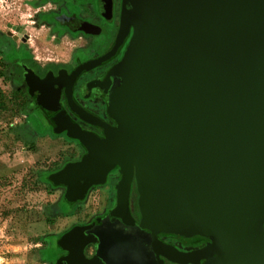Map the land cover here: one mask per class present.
<instances>
[{
	"label": "water",
	"instance_id": "obj_1",
	"mask_svg": "<svg viewBox=\"0 0 264 264\" xmlns=\"http://www.w3.org/2000/svg\"><path fill=\"white\" fill-rule=\"evenodd\" d=\"M121 46L99 82L112 122L75 108L66 88L103 135L64 111L52 117V133L83 149L47 175L63 190L57 205L86 201L112 173L119 180L104 215L48 239L51 264H264V0H121L113 48L71 80ZM30 73L27 93L53 115L54 85H65ZM162 236L203 246L182 252Z\"/></svg>",
	"mask_w": 264,
	"mask_h": 264
},
{
	"label": "rangeland",
	"instance_id": "obj_2",
	"mask_svg": "<svg viewBox=\"0 0 264 264\" xmlns=\"http://www.w3.org/2000/svg\"><path fill=\"white\" fill-rule=\"evenodd\" d=\"M40 12L37 0H0V60L5 33L20 28L31 36L27 45L38 61L68 57L75 42L55 35L47 26L39 28L35 18ZM15 55L19 53H9V59ZM0 87L7 95L13 91L1 75ZM35 115L0 111V264H51L47 259L52 251H46L47 242L41 238L64 233L107 205V188H95L81 204H59V211L65 208L70 214L58 216L53 223L46 221V216H54V206L63 195L59 188L50 191L49 170L63 165L72 154L79 156L80 149L74 141L45 133L38 120L41 114Z\"/></svg>",
	"mask_w": 264,
	"mask_h": 264
},
{
	"label": "flooded vegetation",
	"instance_id": "obj_3",
	"mask_svg": "<svg viewBox=\"0 0 264 264\" xmlns=\"http://www.w3.org/2000/svg\"><path fill=\"white\" fill-rule=\"evenodd\" d=\"M37 6L41 12L36 16L35 24L39 28L47 26L49 31L57 36H68L70 40L75 42L74 48L65 60L42 63L33 55V50H29L27 44L31 36L27 30L20 28L17 33L8 30L5 33L6 40L2 48V60H0L6 68V76L9 77L5 80H7L13 88L15 86L20 87L27 93L28 84L33 81V79H31L32 77H30L31 71L41 80L45 79L48 75L52 81L59 78L60 82L65 85V88L63 87L64 89H60L58 84H55L54 87L59 92L61 108L57 109L53 115L48 116L43 113L39 107L35 106L33 98L27 93L30 101L28 116L31 113L34 115L41 114L42 124L45 126V133L74 141L80 149L81 155L83 149L76 140L68 138L64 132L60 134L52 133L55 127L52 123V117L64 111L82 129L91 131L99 136L103 135L101 128L81 119L71 108L69 100L67 99L66 88L69 90L72 88L70 95L73 98V103H75H72L75 108L78 107L91 115L98 116L107 122H112L106 113L107 104L101 95L99 82L119 60L124 46H121L107 60L100 61L77 75L73 81L71 80V76L77 67L90 61H97L113 48L119 31L121 0H37ZM16 41L20 42L18 46L15 44ZM9 53H19V55H15L9 59ZM44 121L48 122V124L44 123ZM79 156L76 159H78ZM118 180V173H112L108 177V181L105 185L96 187V189L107 188V199L105 200L107 201V205L92 214L89 219L81 222V225L89 224L96 217L104 215L108 209L112 207L115 198L114 187ZM93 189L91 191H93ZM130 203L133 217L139 220L140 214L137 207V191L135 186L132 188ZM162 239L166 244L182 252L194 251L203 246L194 245L185 242L183 239L174 237L162 236ZM59 252L60 254L62 253L61 251ZM85 253L88 257H91L95 253V246L88 245L85 249ZM161 258L163 259V264H179L171 262L162 256ZM129 264L159 263L157 261L150 262L143 260V262L131 261Z\"/></svg>",
	"mask_w": 264,
	"mask_h": 264
},
{
	"label": "trees",
	"instance_id": "obj_4",
	"mask_svg": "<svg viewBox=\"0 0 264 264\" xmlns=\"http://www.w3.org/2000/svg\"><path fill=\"white\" fill-rule=\"evenodd\" d=\"M0 66H2V69H0V75L3 77L4 80L8 79L9 77L6 76V74H7L6 73V68L3 66L1 61H0ZM29 104H30V101H29V98H28V95H27L26 91H24L20 87L15 86L13 88V91H12V93L10 95H7L4 92V90L0 87V111H13L15 113L21 112L23 114L28 115L29 114V112H28ZM38 120L42 124V120L39 117H38ZM44 128H45V126H44ZM77 157L78 156L72 154L71 156L67 157V159L65 160V163L68 162V161H71V160H75ZM63 165L62 164L61 165H57L54 168L50 169L49 171L52 172V171L58 170ZM47 183L50 186V191H54V189H55L54 186L51 183H49L48 181H47ZM76 204H81V203H76ZM68 214H70V212H66L65 208H64V210L59 211V205H55L54 206V216L50 215V216H46L45 218H46V221L48 223H53L58 216L68 215ZM52 235H55V236L59 237L61 234H50V235L47 234V235H45L44 237L41 238V240H43L45 243L47 242L46 243V251L50 250L48 239ZM50 259H51V256H49V259H47V260H50Z\"/></svg>",
	"mask_w": 264,
	"mask_h": 264
}]
</instances>
